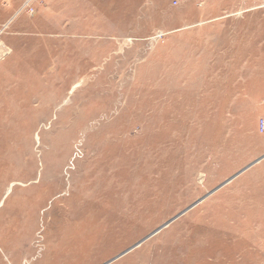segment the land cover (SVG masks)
Wrapping results in <instances>:
<instances>
[{
  "label": "rangeland",
  "instance_id": "1",
  "mask_svg": "<svg viewBox=\"0 0 264 264\" xmlns=\"http://www.w3.org/2000/svg\"><path fill=\"white\" fill-rule=\"evenodd\" d=\"M27 1L0 0V264H264L263 203L223 186L264 137L236 61L264 0Z\"/></svg>",
  "mask_w": 264,
  "mask_h": 264
},
{
  "label": "crops",
  "instance_id": "2",
  "mask_svg": "<svg viewBox=\"0 0 264 264\" xmlns=\"http://www.w3.org/2000/svg\"><path fill=\"white\" fill-rule=\"evenodd\" d=\"M255 29H256V37L254 38L255 39L254 41L249 42L244 38V40H240L237 43L238 48H240V54L238 60L236 59V61H239L238 63L239 65H241V67L243 66L247 67L248 65H255L256 68L260 67V70L263 71L262 67H264V57L262 56L261 52L260 53L258 52V50H260L258 35L260 34L259 32H257L258 31L257 25L255 26ZM248 48L254 49L251 52L252 56L249 58V61H247V59L244 58L243 56L244 54H246L247 57L248 51L246 52L243 50H247ZM253 54L255 55L253 56ZM260 74L261 73L256 74L257 79H260L259 78ZM261 97L264 99V94L261 95ZM260 116L261 117L264 116V113H262ZM258 132L260 134H263L259 131V129ZM257 141L260 144V146L257 150L258 154L255 156V158H253L250 161V163H247V165L241 167L239 171L231 175L229 179L225 181L223 186L226 187L225 188L226 191L229 186H232L233 188L232 193L235 192L236 194H238L240 200L243 196L245 197V201H246V195H247L249 203L261 202L264 205V137L262 138V140L257 139ZM241 175H247L246 181L242 185L237 187L238 185H236L235 179H238ZM253 193H255L256 195L255 199H252V196L254 195ZM243 201L244 199L241 200V202Z\"/></svg>",
  "mask_w": 264,
  "mask_h": 264
},
{
  "label": "built area",
  "instance_id": "3",
  "mask_svg": "<svg viewBox=\"0 0 264 264\" xmlns=\"http://www.w3.org/2000/svg\"><path fill=\"white\" fill-rule=\"evenodd\" d=\"M31 1H32V0H28L26 6H24V7L27 8V11H28L30 14H34V13H35V9H34V7L30 4ZM175 3H178V0H175ZM258 127H259V128H258L259 131H260L261 133L264 134V116H262V117L259 119Z\"/></svg>",
  "mask_w": 264,
  "mask_h": 264
}]
</instances>
